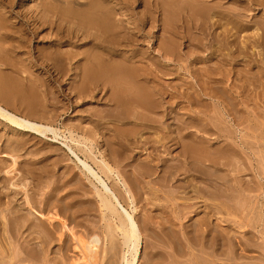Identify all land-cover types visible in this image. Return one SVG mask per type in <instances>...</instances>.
<instances>
[{"label":"bare ground","instance_id":"obj_1","mask_svg":"<svg viewBox=\"0 0 264 264\" xmlns=\"http://www.w3.org/2000/svg\"><path fill=\"white\" fill-rule=\"evenodd\" d=\"M229 1L230 0H44L41 6V8L43 9L41 11L43 12L39 11L38 13H33V22L36 23V25L41 23L43 27L48 25L50 28H52L53 31L51 36H53V40L57 42L56 45L52 46V48H50L48 52L43 55V59L40 56V58L42 59L40 67L43 71L41 73L47 76L46 79L39 81L43 92L40 93L39 96H37L33 92H27V95H24L23 93H20L19 87L11 86L6 88L5 91H3L4 95L0 97V119L6 121L8 124H10L11 127L20 130V133H30L31 135L40 137H47L49 135H52L54 137V140H59L58 130L53 126L52 123H50L49 120H47V117H49V115H52V113L56 110L55 106H57L58 103L60 104L62 99H65V97L71 98L73 95V97L80 98L81 100L89 99L88 102L94 100H96L94 102L104 101V103H102L104 105V109L93 115H89L90 119L91 117L96 119H93L92 122L96 121L97 126H108V123L111 120L120 122L123 125V129L120 128V131V129L118 127H115V125L113 124V126L118 129L117 133L110 135V137L105 139L104 144L107 146V149H100L99 142L96 141V139H99L100 137H98L97 133H94L92 131V128L87 130L86 132L93 134L91 138L89 136L79 135L77 128L74 126L69 127L70 125L68 126V128H66L68 130L69 136H64L61 144H63L62 147L64 146V148L68 150V153L70 154L69 157H71L72 162L75 164L74 170L77 169V172H79L80 174L78 175L80 176V178L82 177V180H84V183H82V185L89 188L90 192H93L91 197L93 196L94 200H92V202L96 203V210L99 208L98 210L101 214H99V217H101L104 223V227L105 229H107L105 237H107L108 241L110 242H112L110 239L114 240V235L116 234V237L120 238L122 247L120 264L155 263L152 260L154 256L152 257L151 254H147L146 249V234L148 233L146 232V228L148 226L145 228L146 225L144 224L146 222L144 221V219L143 224L140 222L141 220L138 219L139 215L137 217V213L139 211L138 209H140L138 208L139 205L137 206V204L141 198L138 196V198L140 199H136V195H138V193H135V187L133 185L137 184L136 182L134 183L136 177H133L135 179L132 180V176H129L128 172H123L122 170L117 168V166H114L113 162L117 163L120 162V160L123 161V159H130L133 157L134 150L137 149L136 152L140 153L139 150H141L144 145L149 144L150 147L148 148H153V150L151 153L149 152L148 157L146 156V163H141V167L144 169H140L142 170V172L143 170H145L146 175L149 174L150 176L151 174H154L155 171H153V167H155L157 170L159 168L158 165L162 163L164 164V166H162L164 167V175L159 176V181L161 182V184H172L175 180L179 182L180 180L178 179V177H181L179 175L183 173L185 175L189 174L187 178L192 177V181L195 178H201L202 181L205 182V184L208 182L210 186L212 185L213 187L212 190L207 188L211 191V194H213L217 199L228 197L229 199L227 198L228 200L226 201H230L231 199L235 200L236 198L233 197H235V195L237 194V192L236 194H234V189H236L234 188L230 189V192L233 193V196L228 195L229 192H225L226 197H224L225 194L220 187H222L221 185H226L227 187H229L228 185H230L231 183L229 180H233V184L230 188L235 187L234 185L236 184H242V181L244 180L243 174H245L246 172H252L253 175L258 177L260 181L264 180V172H262L264 170H261V166H259L261 171H256L254 167L255 149L252 143H255V138L254 140L249 138L250 140L248 139L249 142H247V138L245 139L246 134L242 131V129L238 127L241 124L242 120L238 118L241 114H239L238 116L236 114L242 113V110L238 106L239 103L236 98L237 96H240L242 94L238 92L234 86L227 87L226 85H224V80L227 75L225 76V73L223 72L224 64H226L227 62L233 64V62H236L237 59L242 57L245 59L250 57L251 60L249 58L248 62H250L251 65H255L258 62L261 63V66L264 65V17L261 16L262 19L260 18L258 20H253L254 18L252 17L251 19H249L250 16L246 13L248 11L255 10H261L264 13V0H236L237 3L235 2L231 7H225L226 3ZM253 5H256L255 8H253ZM141 6H144L143 12H135L136 8ZM32 20L30 21L31 23ZM156 29L157 31H151ZM252 29L255 30L252 36L247 35V37H245L243 35L244 32ZM160 31L162 33H160V35H156ZM150 37H153L154 40L156 39V42L153 45L150 44L152 45L151 49L156 52V54H154L155 52L153 53V57H151L152 52L149 50V48L147 50L146 46V50L140 49V46L143 45L144 41H147L145 39ZM241 37H245L246 40H241ZM187 42L188 44L186 45ZM66 46L68 49H63ZM183 46L186 49L188 48V53L193 56L194 54L199 53L197 52L198 48L199 50L200 48L206 51L209 50L211 57L208 56V60L211 61L216 59L214 61H217L215 67L212 68L210 67V65L205 64V67L203 65L204 68L201 67L202 69L197 72L196 79L199 82L201 90H196L194 94V91L191 90L193 91L191 92L193 95L189 93L186 98L192 105L195 104L198 106L194 111L195 115L190 116L189 119L186 118L187 120L184 119L185 121L179 120L178 118V111L176 110V105L173 101L174 98H177L175 96L176 92L174 91V93L172 90H170L172 88V84L169 86V89L167 86H162V83L164 81H160L161 78H164L161 77L162 75H164V71L169 73V71L165 69H168L171 63H175L177 61L176 59L180 58L179 54H181L180 52ZM256 50L258 51L257 55L259 54L258 56H260V59L257 57H252V53H255ZM225 51H227V53ZM224 54H226V56H224ZM196 56L197 57L195 58L199 57L198 55ZM155 57H158V61L155 60ZM243 58L241 60H243ZM190 62H192V60ZM263 69L264 67L262 69H259V71ZM246 73H249V70H247ZM243 75L246 76L245 74ZM261 75L264 74L261 73ZM253 77V79H251L247 76V79H249H245V81H242L241 87L240 85H238V87H240L242 90V88L250 87L251 85H253L254 89L250 91L249 88V93H246V95H248V97L256 96L260 98L261 94H257L254 92L255 88L257 87L255 85L257 83V80L255 83V76ZM229 83L230 82H228L227 84ZM64 84L70 85L68 91L67 89H61ZM262 85L264 86V84ZM36 87L39 88L37 84ZM188 92H190V90ZM252 92H254L255 95L254 93L252 94ZM10 93L18 94V99L19 101L21 100V104L25 106V111H21V107H19V109L11 107L10 100L7 96V94ZM49 95H51L52 97H50ZM180 97H184V93H180ZM244 99L249 100L248 98ZM63 101L64 100H62V103ZM48 103H51L54 109H49L50 107L48 106ZM242 104L244 103L240 102V105ZM210 107L211 110H213V113H211L212 115L206 114L203 119H199V116H203L201 112L207 113L208 111H211L209 109ZM247 107L248 106H244L245 109ZM248 109H251V106L250 108H247V110ZM247 110L246 112L249 113V110ZM262 111L264 112V110ZM234 112L236 113L234 114ZM259 114L260 113H258V115ZM243 115L244 114H242V116ZM258 115L256 116L258 117ZM262 115L264 116V114ZM254 116L255 115L252 114V117ZM177 119L179 120V123L175 124V121L178 122ZM105 120L106 123L104 122ZM164 124L166 125V127L164 128L166 131H161L159 128ZM262 126L264 127V122H262ZM251 127H253V125ZM245 129L248 128L246 127ZM149 130H152L153 132H148ZM64 133L65 132H63V134ZM20 139L21 138L11 137L6 140V145L10 148L12 153L10 152V154H6L4 156L11 157L12 163L8 165V167L12 166L13 170L15 168V165L17 164V161L19 160V155L21 153L20 151L26 144L23 140ZM261 139L263 141L262 146L264 148V134ZM170 143L172 144L170 145ZM176 145H182V150L180 151L179 149L178 151L180 152H178L177 155H174L173 151L175 147L173 146ZM114 146H118L117 149L113 148L114 153L109 152L108 149ZM148 148L146 147L145 149L148 150ZM162 148L163 150H161ZM125 149L127 151H130V154H128L127 156L124 154L126 151ZM116 150L120 151L121 154L117 153ZM258 150L256 152H258ZM263 151L261 150V152ZM122 154L125 155L124 158L123 156H121ZM255 155H257V153ZM262 155L264 156L263 153ZM260 158V160H262L263 157L261 156ZM258 159H256L258 165H260V162L262 164V161H259ZM137 160L141 161L138 158ZM175 161L180 163H177L178 165H176L174 164ZM244 161L247 162L249 170L243 169L244 167L242 165H239L242 162L243 165H245ZM143 163L145 165H143ZM135 164L138 163L135 161ZM246 167L247 166H245V168ZM12 172V170H7L6 174H11ZM192 172L199 173V175H196V173L193 174ZM140 174L143 173L140 172ZM71 175L73 174H69L70 178ZM146 175L144 177H146ZM140 178V180H142V177ZM156 179L157 182L158 178ZM16 180V176H12L9 179V182L0 189V214H2L1 219L3 220L1 221L0 219V225L2 224L0 228H3L2 234L4 238L10 241H19L20 239H23V242L29 243V237H31L33 234L36 235L37 233L39 236L37 237L36 235V237L39 238V241L41 242V244L39 245H41L43 249H46V247L53 243L56 238L58 239V241L63 242V237H65L67 233L76 238L77 235H75V232L72 230L73 227L71 228L67 223V220H64V216H62V214H64L62 211H67L66 208L68 207L69 209L70 206L67 205V207L64 208V205H62L63 200H65L64 195L59 196V192L61 191L62 187H53L49 193H47L48 189L45 191L43 190L46 193V197L44 196L45 198L42 199L43 206H39V211L36 210V212L34 213L35 216H33V213H31L32 209H30L34 207V203L32 201L33 198L31 197V194L33 193L31 182L32 180L27 176L21 178V180ZM76 180L78 181V179ZM140 180L138 181L141 182ZM191 180L187 179V181H185L184 179L179 184L177 183V185L186 187ZM249 180L250 179H248V181ZM75 181L74 183H77V181ZM55 182L56 181H54V183ZM207 185L208 184H206V186ZM247 185L248 184H246L244 187H246ZM171 186H173V184ZM87 188L85 189L87 190ZM248 188L249 187H247V189ZM164 189L166 188H163L162 190ZM171 189H173V187L170 188V190ZM177 189L179 188L173 190L178 191ZM207 189L206 187H200L198 192H202L204 196H206L205 194L209 192ZM250 189L251 188H249V190ZM54 191H56V197L53 196L55 194ZM88 191L89 190H87V192ZM139 191L140 187L138 189V192ZM154 191L155 190H153V193ZM176 191L171 190L170 194H172L173 192L175 193ZM71 193L72 191L69 194ZM179 194H181V192ZM88 196L89 195H87L86 197ZM199 196L203 197L202 194ZM168 197V195L167 197H165L164 195V198L168 199ZM41 198H39V200ZM72 198L74 197L72 196ZM210 198L213 200L212 197ZM156 199H158V197ZM190 199V197L187 198L185 200L186 203H184L183 201L182 205H178V208H180V210L183 208H191L192 206L190 204H187L188 202H190ZM20 200L21 202H19ZM73 202L74 199H72L70 203L66 204H72ZM229 203H226L225 207L233 208V204L231 205ZM235 203H238V201H235ZM238 204H236V206H238ZM83 205H85V203ZM209 205L207 206L208 210H210ZM214 205H216V207L218 206L217 204ZM223 206V203H220L219 207L217 208L221 209ZM56 207H59V210H55ZM238 207L234 210H238ZM241 207L240 209H242ZM172 210L174 211L175 209ZM227 214H229V212ZM211 215L212 214H210L209 216ZM32 216L35 217V220L37 222H35L34 218H31ZM147 216L149 217L150 215L147 214ZM182 216H184V214ZM206 218L208 217L206 216ZM207 220H203L202 223L209 228L211 227V224L206 222ZM173 221L174 220H172V222ZM237 223L240 225L239 222ZM95 226L98 227L99 225ZM189 226H192V224H190ZM194 226L195 225H193L192 228H194ZM151 227H153V225ZM167 228L170 227L167 226ZM213 228H210L211 230L209 229V231L212 232ZM243 229L246 230L245 227ZM27 230H30V232L27 236H25V232ZM225 230L226 229L222 230L223 236L221 235V232H218L219 235H221V238L224 237L222 238V240L225 239L228 242L233 241L234 239H239L235 237L233 239L232 236L234 234H231L232 236H230L229 233ZM166 231L169 232L170 230L167 229ZM217 231L218 229L216 230V233L214 235L212 234V236H214L212 237V240H214V242L216 240H219L218 237H220L217 236ZM260 233L263 234V232ZM240 234H242L244 240L246 241V243H248V245L250 243H255L253 242V240L255 239L252 238L254 237L253 235H255L253 234V232L247 230L241 231ZM34 239L36 238L34 237ZM1 240L2 239L0 236V242H2ZM100 240L101 238L99 237V235L92 233L89 245L82 246L80 242L79 245H81V249L82 247H88V249L92 251L94 246L98 244ZM211 241L209 240L208 242ZM64 242L67 243L65 240ZM235 244L237 245V243ZM35 245L37 244L35 243ZM214 245L218 246L216 244ZM208 246L210 247V245ZM21 247L23 248V246ZM28 247L29 246H27V250L25 249L26 251L22 250L25 251L27 255L29 254ZM31 247L33 248L32 245ZM232 247L233 246L231 245V248ZM249 248L251 249L252 247ZM3 252L1 251L0 245V255L5 254ZM32 252L34 253L33 249ZM36 252L37 251H35L34 255H37ZM226 252L229 255L231 254L228 251H225V253ZM252 252L249 253L253 254ZM14 253L15 252H13V254ZM18 253L20 255L18 256L21 257L24 252L21 254V252L19 251ZM41 253L42 252L39 251L40 255ZM245 253L243 255H245ZM43 254L45 253L43 252ZM214 254H216V252ZM217 254L219 253L217 252ZM16 256L17 255L15 254V256H12L11 259H13L14 261V257ZM150 256L152 258H150ZM89 257L93 258L92 256ZM1 258L0 264H4L5 261L3 259L2 261Z\"/></svg>","mask_w":264,"mask_h":264},{"label":"rangeland","instance_id":"obj_2","mask_svg":"<svg viewBox=\"0 0 264 264\" xmlns=\"http://www.w3.org/2000/svg\"><path fill=\"white\" fill-rule=\"evenodd\" d=\"M43 2H44V0H0V97L2 95H4L3 91H5L6 88L11 87V86L19 87L20 93H23L24 95L25 94L27 95V92L28 93L33 92L37 96H39L40 93L43 92L41 85L39 84V81L46 79L47 76L45 74L43 75V73H41L43 71L40 67V63L42 62L43 55L45 53H47L48 50L50 48H52V46L57 44V42H55L53 40V36H51L52 31H53L52 28H50L48 25L43 27L41 25V23L36 25V23H34L32 20V16L34 15L33 14L34 12L38 13L39 11L43 10L41 8ZM235 2H236V0H230L229 2L226 3V5H228V6L225 5V7H231L232 5H234ZM255 6L253 5V8H255ZM37 7H39V8H37ZM143 10H144V6H141V7H137L135 12L141 13V12H143ZM41 12H43V11H41ZM246 13L250 16L249 19H251L253 17L254 18L253 20H258L260 18L262 19V17H264L263 16L264 13L261 10L248 11ZM31 20H32V23L30 22ZM34 24H35V26H34ZM151 31L152 32L157 31V29L151 30ZM253 32H255L254 29L244 32L243 35L245 37H247V35L252 36ZM160 33H162V32L160 31L156 35H160ZM245 37H241L240 39L244 40ZM145 40H147L148 42L144 41L143 45L140 46V49H142V50L147 49L148 50V48H149V50L152 52L151 57H153V55L156 54V52L154 50H152L151 48H152V45L156 42V39L154 40L153 37H150V38H147ZM150 44H152V45H150ZM187 44H188V42L186 43V45ZM145 46H146V49H145ZM63 49H68V48L66 46ZM183 51H184V53H183ZM197 52H199V53L194 54V56H193V55L188 53V48L186 49L183 46L181 48V52H180L181 54H179L180 58H177L176 59L177 61L175 63L174 62L171 63V65H170V67H168V69H165V70H168L169 73L164 71V75L161 76L164 78H161V80H160L161 82L164 81L162 83V86H167L169 89H170L169 86L172 84L171 85L172 88L170 90H172L173 92L174 91L176 92V93L175 92L174 93H175V96L177 98H174L173 101L175 102L176 110L178 111V118H179V120H182V121L184 119L187 120V119H189L190 116L195 115L194 111H195L196 107L198 106L195 104L192 105L186 98L189 93L192 94L191 92L194 91L193 92V94H194L196 90H201L200 86H199V82L196 79L197 72L199 70H201L202 68H204L205 64L210 65V67L213 68V67H215V65L217 63V61H214L216 59L211 60L212 62L208 60V56L211 57L209 50L206 51V50L201 49V48L199 50V48H198ZM202 52L204 53L205 56L203 55ZM225 52L227 53V51H225ZM255 53H256V55H255ZM255 53H252L253 54L252 57L253 58H256V57L259 58L260 56H258L259 54L257 55V53H258L257 50ZM196 55H198L199 57L195 58V57H197ZM40 56L42 57V59L40 58ZM145 56H147V55H145ZM224 56H226V54H224ZM242 58L237 59V61L233 62V64L227 62L226 64L223 65V69H224L223 72L225 73V76L227 75V77H225V80H224L225 81L224 85H226L227 87L234 86L235 89L242 94L240 96H237V98H236V100L239 103L238 106L242 110L241 111L242 113L236 114L237 116L239 114H241L240 117H238V118H240L242 120L241 124L238 127L240 129H242V131L246 134L245 139L247 138V142H249L248 141L249 138L253 139V140L255 138V140H254L255 143H252V145H254V149H255L254 150L255 152L253 151L254 152V158H255V162H254L255 166L254 167H255L256 171L260 170L259 166H261V170H264V156L262 155V153L264 154V151H263L264 148L262 146L263 141L261 139V137H263V134H264V127L262 126V122H264V116L262 115V114H264V112L262 111V110H264V94H263L264 93L263 92L264 86L262 85V84H264L263 83L264 82V75H261V73L264 74V69L260 70L261 72L259 71V69H262L264 67V65H262L263 66L262 67L260 62L255 64L256 66L253 64L251 65V63L248 62L249 61L248 59L250 57H248L246 59L243 58V60H241ZM202 59H204V60H202ZM155 60L158 61V57H155ZM191 60L193 63L190 62ZM250 60H251V58H250ZM203 65H204V67H203ZM211 65H214V66H211ZM236 65H237V67H236ZM259 65L261 68L259 67ZM190 69H193V70H190ZM234 70H235V72H234ZM247 70H249L250 74L246 73ZM254 73L258 74V75H255ZM229 74H230V77H229ZM240 74L242 76V79H241ZM243 74H245L246 76H244ZM251 75L255 76V83L257 80V83L255 84L257 86L256 87L257 89L255 88L254 92L257 94L258 93L261 94V96H260L261 99L256 97V96L255 97L254 96L248 97V95H246V93L247 94L249 93L248 92L249 88H250V91L254 89L253 85H251L250 87L242 88V90L240 88L242 85V81H245V79L246 80L249 79V78L247 79V76L250 77L251 79L254 78ZM256 76H257V78L258 77L259 78L257 79ZM235 78H238V79H235ZM239 78H240V80H239ZM228 82H230V83L227 84ZM261 82H262V84H261ZM36 84L39 86L40 89L36 87ZM238 85H240V87H238ZM63 86H66V87H63ZM63 86L61 87V89L62 90L67 89V91H68V88L70 87V85L64 84ZM189 90H190V92H188ZM191 90H193V91H191ZM34 91H36V92H34ZM254 92H252V94ZM180 93H184V97H180ZM255 93H254V95H255ZM7 96L10 100L11 107H15L16 109H19V107H21L22 109H20V110L25 111V106L21 104V100L19 101L18 94H16V93L11 94L10 93V94H7ZM49 96L52 97L51 95H49ZM244 98H248L249 100H246ZM62 100H64L63 103H62ZM62 100H61L60 104L58 103L57 106H55L56 107L55 109L57 111L55 110L52 113L53 116L49 115V117H47L48 118L47 120H49L50 123H52L53 126L58 130L59 140H54V137L52 135H49L47 137H40V136L31 135L30 133L29 134L20 133L19 132L20 130H17V128L11 127L10 124H8L6 121H3L0 119V189L9 182V179L12 176H16L17 180H21V178H23L25 176L29 177L32 180L31 182H32V187H33V193L31 194V197L33 198L32 201L34 203L33 204L34 207L30 208V209H32L31 213H33V216H35L34 213L36 212V210L39 211V206H43V200L42 199L46 197V193L44 191L48 189L47 193H49L53 187H58V188L62 187L61 191L59 192V196H62V195L65 196V200H63L62 205H64V208L67 207V205L68 206L70 205V206H69V209H68V207L66 208L67 211H62V210H60V211H62L64 213V214H62V216H64L63 219L67 220V223L69 224V226L71 228L73 227L72 230L75 232V235H77V236L75 238L71 234L69 235V233H67L66 236L63 237V242L58 241V239L56 238L55 241H53V243H51L49 246L46 247V249H43L41 247V245H39V244H41V242L39 241V238H37L39 236L37 233H36L37 237L35 234H33L31 236L32 238L29 237V239H30L29 243L23 242V239H20L19 241H16V240L10 241V240H7L6 238H4V236L2 234L3 228L1 227L0 228V236L2 239L1 240L2 242H0L1 251L2 252L4 251L3 253H5L6 255L5 254H3L4 256L0 255V258L3 257V258H1V260L3 259L5 261L4 264H7V263H9V264L10 263H12V264H120V261H121L120 259H121V255H122V247H121V243H120V238L116 237L117 236V234H116V235H114V240L110 239L112 241V242H110V241H108V238L105 237V235L107 233V229H105L104 223H103L101 217H99L101 215L100 211L98 210L99 208L96 210L97 205L95 202H92V200H94L93 196L91 197L93 192H90L89 188H87L86 186L84 187V185H82V183H84V180L81 179L82 177L80 178V176H79L80 174H79V172H77L78 170L77 169L74 170L75 164L72 162L71 157H69L70 154L68 153V150L66 148H64V146L62 147L63 144H61V143L63 141L64 136H69L68 130L66 128H68V126L70 125L69 127H72V126L76 127L77 131L79 132V135H81V136L82 135L89 136V137L93 136L92 133H86L87 130L92 128V131L94 133H97L98 137H100L99 139H96V141L99 142L100 149L101 150L107 149V146L104 144L105 139L110 137V135L117 133L118 128L123 129V125L120 122L111 121V120L109 121L108 126H105V125H98L97 126L96 121L92 122V120L95 118L91 117V119H90L89 115H93L97 112H100L102 109H104V105L102 104V103H104V101L94 102V101H96V100H94V101L88 102L89 99L81 100L80 98L73 97V95L71 98L65 97V99H62ZM244 100H246V101H244ZM240 102L244 103V104L240 105ZM48 106L50 107L49 109H54V107H53V105H51V103H48ZM244 106H248L247 108H250V106H251V109H248L249 113L246 112L247 108L245 109ZM199 107H204V106H199ZM209 109L211 110V107ZM250 110H252V111H250ZM211 113H213V110H211L210 112L208 111L207 113L201 112V114L203 116H201V117L199 116V119H203L206 114L212 115ZM235 113L236 112H234V114ZM258 113H260V114L258 115ZM242 114H244V115L242 116ZM252 114H254L255 116L258 115V117L256 116L257 119L255 118V116L252 117ZM179 120H178V122L175 121V124H178ZM255 120H257L258 123ZM104 122L106 123V120ZM113 124L115 125V127H118V128L116 129L113 126ZM259 124L261 127L259 126ZM75 125H77V126H75ZM249 125H251V126L253 125V127H251ZM78 127H79V129H78ZM165 127H166V125L164 124L159 129L161 131L162 130L166 131L164 129ZM244 127L245 128L247 127L248 129H245ZM121 129H120V131H121ZM151 131L152 130H149L148 132H151ZM63 132H65V133L63 134ZM23 134H25V135H23ZM258 134H260V135H258ZM11 137L21 138L20 140H23L26 143L25 146H23V149H21V151H20L21 153L19 152L20 155L18 154L19 160L17 161V164L15 165L14 170H13L12 166L8 167V165H10L12 163L11 157L4 156L6 154L7 155L10 154V152H11L10 148L6 145V140L11 138ZM171 144L172 143H170V145ZM148 145H144L142 147V149L139 150L140 153L136 152L137 149L134 150V153H133L134 158L132 157L130 159H125V160L123 159V161L120 160V162H117V163L113 162V164H114V166H117V168L122 170L123 172L124 171H125V173L128 172L129 174L128 173L127 174L129 176H132V178L130 177L132 180L135 179L133 177H136V180L134 181V183L136 182L137 184H133V181H132V184L135 187V189H134L135 193L136 194L138 193V195H136L137 196L136 199L139 200L141 198L139 200V202L137 201L138 202L137 206L139 205L138 208H140L142 210L141 211L140 209H138L139 211L137 213V217L139 215L140 218L138 217V219L141 220L140 221L141 223L144 224V221L147 223V224L146 223L144 224V225H146L145 228L148 226L146 228L147 229L146 232H148L146 234V249H147V254H149V255L151 254L152 257L154 256L153 258L150 256V258H152L154 263L155 264H264V180L260 181L258 177L253 175L252 172H246L245 174H243L244 180L242 181V184H238V185L236 184V185H234L235 187L230 188L231 185L233 184V182H232L233 180L232 179L229 180L231 182L230 185H228L229 187H227L226 185H221L222 186V187H220L221 190H223L224 194H225V192H229L228 195L233 196V193L230 192V189L236 188V189H234V194H236V192H237L238 195L236 194L235 197H233V198H236L237 200L231 199L232 201L231 200L226 201L229 198L228 197H227L228 199L223 198L224 201H226V202H224L222 198H220L222 200L217 199L213 194H211L210 190L213 189L212 185L210 186V184L207 182L206 184H208V185L206 186L205 182H203L201 178H195L192 181L191 180L192 177L187 178V176L189 174L185 175L183 173V174L179 175V176H181V177H178V179L180 181L178 182L177 180H175L174 181L175 184H174V182L172 183L173 186H171L172 185L171 183L170 184H167V183L164 184L163 183L164 184L163 185L159 181V178H160L159 176L164 175L163 174L164 173V171H163L164 167H162V166H164V164L161 163L162 165L161 164L158 165L159 170L158 169L156 170V168L153 167V171H155V173L151 174L150 176H149V174L148 175L145 174V172H146L145 170H143V172H142V170H140V169H144L141 167L142 166L141 163L142 162L146 163L145 159H147L149 152L151 153L153 150V148H148V147H150V145L149 146ZM117 147L118 146H114L112 148H109L108 150H109V152H113V150L115 148L117 149ZM146 147L148 148V150L145 149ZM173 147H175L174 151H173L174 155H177L178 152H180L182 150V145H180V146L176 145ZM179 149H180V151H178ZM258 149H261L263 152H261V150H258ZM143 150H144V153H143ZM161 150H163V148ZM257 150H258V152H256ZM116 152L121 154L120 151L116 150ZM256 153H257V155H255ZM124 154L127 156L128 154H130V151L126 150ZM125 155L122 154L121 156H123V158H124ZM258 155L260 157L261 156L263 157L262 160H260L261 158ZM136 157L138 159H140L141 161L137 160ZM256 159H258L259 161H262L263 166H262L261 162H260V165H258V162L256 161ZM135 161L138 164H135ZM175 162H174V164H176V165H178L177 163H180V162H176V163ZM134 164H135V167H134ZM244 164L245 165H243V162H242L239 165H242L244 167L243 168L241 166L243 169L249 170L247 162H245ZM132 165H133V167H132ZM138 165H140V166H138ZM143 165H145V164L143 163ZM245 166H247V167L245 168ZM7 170H12L13 172L11 174H6ZM140 172L143 174H140ZM262 172H264V171H262ZM192 173L194 174L196 172H192ZM69 174H73V175H71L72 179L70 178ZM249 174L251 177L249 176ZM145 175H146V177H144ZM196 175H199V173H196ZM140 177H142L143 182H142V180H140L141 179ZM211 177H212V173H211ZM156 178H158V181H157L158 183L156 182V180H157ZM183 178L185 179V181H187V179L191 180V181H189L190 183H188L189 186L187 185L186 187H181V186L177 185V183L179 184L181 181L184 180ZM76 179H78V181ZM212 179H214V178H212ZM248 179H250V180L248 181ZM73 180L74 181L76 180L77 183H74ZM138 180H140L141 182H139ZM251 180H253V181H251ZM54 181H56L57 183L56 182L54 183ZM68 182H69V184H68ZM61 183L64 185H62ZM71 183H73V184H71ZM59 184H61V185H59ZM246 184H248V185L246 187H244ZM81 185H82V187H81ZM138 185H140V186H138ZM139 187H140V191L142 188V191H144V192L141 191L142 192L141 193L139 191L140 192L139 193L138 192ZM172 187H173V189H176V188H179V189H177L178 191L171 189L172 191H176V192L175 193L173 192L174 194L173 193L170 194L171 193L170 188H172ZM200 187H206V189L207 188L210 189V190L207 189L209 192H207L205 194L206 196H204V194L202 192H200V193L198 192ZM247 187H249L251 189L249 190V188L247 189ZM85 188H87V190H89L88 192H90V193H88ZM149 188H150V190H149ZM163 188H166V189L162 190ZM145 189H147V190H145ZM69 190H70V192L72 191L71 194H69L70 193ZM151 190H152V192H151ZM153 190H155L156 192L154 191V193H157V194H154ZM63 191H64V193H63ZM73 191L75 193L77 191V193H79L81 195L76 193L78 196L77 197ZM91 191H92V189H91ZM179 191L181 192L182 195L179 194L180 193ZM190 192H191V194H190ZM54 193H53L54 194L53 196L56 197V195H57L56 191H54ZM201 194L203 197L199 196ZM224 194H222V195H224ZM87 195H89L90 198H89V196L86 197ZM164 195H165V197H167V195H168L169 196L168 199L164 198ZM195 195H197V196H195ZM72 196L74 198H72ZM138 196L140 198H138ZM157 197H158V199H156ZM160 197H162L163 199ZM177 197L180 199H178ZM185 197H186V199L189 197L191 198L189 200L190 202H188L187 204L188 205L190 204L192 207L189 209L183 208L180 210V208H178V205H182L183 201H184V203H186ZM210 197H212L213 200ZM224 197H226V194ZM19 198H20V196H19ZM39 198H41V199L39 200ZM70 198H71V200L74 199V202L72 204H66V203L71 202ZM91 198H93V199H91ZM197 199H198V201L199 200L200 201L198 202ZM84 200H85V202H84ZM154 201L157 203H155ZM235 201H238L239 204L235 203ZM19 202H21V200ZM87 202H89V203H87ZM179 202H181V203H179ZM218 202L223 203V205H224L221 209L217 208L220 205V203H218ZM229 202H232V203H229ZM84 203H85V205H83ZM226 203H229L231 205L233 204V206H232L233 208L225 207ZM214 204H217L218 206L216 207V205H214ZM236 204H238L239 207L236 206ZM71 205H73V206H71ZM88 205L90 206V208ZM208 205H209L210 210H208V207H207ZM241 205H242V207H241ZM155 206H157V207H155ZM237 207H238V210L237 209L234 210ZM240 207L242 209H240ZM78 208L80 209V211ZM91 208H93V209H91ZM88 209H90L91 211ZM172 209H175V210L173 211ZM55 210H59V207H56ZM183 210L186 212V214ZM188 210H189V212H188ZM213 210H214V212H213ZM216 210H218V211H216ZM92 211H94V212H92ZM209 212H210V214H212L211 215L212 218H211V216H209L210 215ZM228 212H229V214H227ZM74 213H75V215H74ZM147 214L150 216L148 217ZM183 214H184V216H182ZM0 216H1L0 217V219H1L2 214H0ZM33 216L31 218L32 219L34 218V220H35V217H33ZM206 216L208 218H206ZM177 218H178V220H177ZM143 219H144V221H143ZM181 219L183 222L181 221ZM207 219H209V220H207ZM172 220H174V221L172 222ZM203 220L204 221L207 220L206 222L210 223L211 227L208 228L205 224H203L202 223ZM228 220H231V221H228ZM1 221H3V220L1 219ZM234 221H235V223H234ZM35 222H37V221L35 220ZM35 222H33V223H35ZM168 222H169V224H168ZM237 222H239L240 225ZM163 223H166L167 225L163 224ZM190 224H192V226H189ZM95 225H99V226L101 225L100 228H102V229H100L99 226L97 227ZM152 225H153V227H151ZM164 225H166V226H164ZM193 225H195L194 228H192ZM242 225H243V227H242ZM0 226H2V224ZM167 226L170 228H167ZM253 226H255V227H253ZM244 227L246 228V230L243 229ZM149 228H150V230H149ZM210 228H213L212 232L209 231ZM238 228H240V229H238ZM167 229L170 231L169 232L166 231ZM214 229H216V230L218 229L217 233L221 232V235H222V230L226 229L225 231H227L230 236H232L231 234H234L232 236L233 239H234V237L239 238V239H234L233 241H228V242H227V240L223 239L224 240L223 241L222 238H224V237L221 238V235H219V233H218L217 236H220V237H218L219 240H216L215 241L216 243H215L214 240H212V237H214V236H212V234L214 235L216 233V230H214ZM172 230H173V232H172ZM247 230L253 232V234L256 235V236L253 235L255 238L252 237L253 239H255V240L252 239L253 242H255V243H250L248 245V243H246V241L244 240V237L242 236V234H240L241 231H247ZM188 231H190L191 233ZM29 232H30V230H27L25 232V236H27ZM194 232H195V234H194ZM260 232H263V234H261ZM90 233H91V235H92V233L99 235V237L101 238L100 242L94 246L92 251L90 249H88V247L87 248L82 247V249H81V245L82 246L83 245L84 246L89 245L90 238H91ZM235 234H236V236H235ZM249 234H251V233H249ZM57 235H59V234H57ZM34 237L36 239H34ZM73 238H75V239H73ZM209 238H211V239H209ZM64 240L67 243H65ZM209 240L210 241L212 240V241L208 242ZM221 240H222V242H221ZM79 242L81 243V245H79L80 244ZM256 242H258V243H256ZM35 243L37 245H35ZM76 243L80 246V248ZM230 243L233 246L232 248H231ZM235 243H237L238 246ZM21 244H23V245H21ZM26 244H27V246H29L28 247V251H29L28 255L25 252L27 250ZM66 244L68 247L66 246ZM207 244L210 245V247ZM214 244H216L218 246H215ZM241 244H242V246H241ZM31 245L33 246V248L31 247ZM254 245H255V247H254ZM21 246H23V248ZM205 246H206V248H205ZM34 247H36V248H34ZM221 247H222V249H221ZM249 247H252V248L250 249ZM211 248L213 251L211 250ZM32 249L34 250V253L32 252ZM79 249H81V250H79ZM248 249H250V250H248ZM22 250H25V251H22ZM38 250L40 252H42L41 255L39 254ZM19 251L21 252V254L24 252L21 255V257H19L20 256L18 253ZM35 251H37L36 253H37L38 257H40V258H38L37 255H34ZM225 251H228L231 254L229 255L227 252L225 253ZM242 251H244V252H242ZM13 252H15V253L13 254ZM43 252L45 254H43ZM215 252H216V254H214ZM217 252L219 254H217ZM240 252H241V254H240ZM249 252H252L253 254H250ZM32 253H33V255H32ZM244 253L246 256L243 255ZM15 254L17 256L19 255L18 256L19 258L17 256L14 257L15 260L13 261V259H11V257L15 256ZM226 254H228V255H226ZM89 256H92L93 258H90ZM229 258H231V259H229Z\"/></svg>","mask_w":264,"mask_h":264}]
</instances>
